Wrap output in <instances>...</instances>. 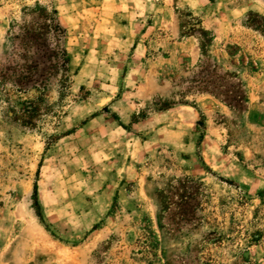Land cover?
I'll use <instances>...</instances> for the list:
<instances>
[{
  "label": "rangeland",
  "instance_id": "rangeland-1",
  "mask_svg": "<svg viewBox=\"0 0 264 264\" xmlns=\"http://www.w3.org/2000/svg\"><path fill=\"white\" fill-rule=\"evenodd\" d=\"M0 264H264V0H0Z\"/></svg>",
  "mask_w": 264,
  "mask_h": 264
},
{
  "label": "trees",
  "instance_id": "trees-1",
  "mask_svg": "<svg viewBox=\"0 0 264 264\" xmlns=\"http://www.w3.org/2000/svg\"><path fill=\"white\" fill-rule=\"evenodd\" d=\"M29 11L34 16V20L24 21L18 26V37L21 41L38 38L42 39V42L34 51L22 49L20 55L24 54L26 61L21 66L14 65L21 71L12 81V86L18 94L35 90L42 95L52 80L60 87H65L64 84L68 81L69 58L61 45L65 31L60 26L54 11L48 12L42 7H34ZM23 44L26 47L30 42ZM30 103L26 101L23 104L29 106Z\"/></svg>",
  "mask_w": 264,
  "mask_h": 264
}]
</instances>
